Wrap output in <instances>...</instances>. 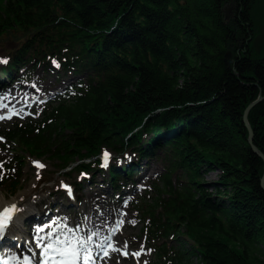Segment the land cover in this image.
Instances as JSON below:
<instances>
[{"label":"trees","instance_id":"16d2710c","mask_svg":"<svg viewBox=\"0 0 264 264\" xmlns=\"http://www.w3.org/2000/svg\"><path fill=\"white\" fill-rule=\"evenodd\" d=\"M260 3L0 0V41H17L0 72L9 79L21 67L47 72L55 61L79 76L36 118L9 122L0 134L71 171L99 170L105 151L149 159L162 151L156 195L135 204L157 263L264 264V160L243 121L264 96ZM248 119L264 153V100ZM139 165L109 167L111 187L135 183ZM213 171L218 179L206 181Z\"/></svg>","mask_w":264,"mask_h":264},{"label":"rangeland","instance_id":"374dc122","mask_svg":"<svg viewBox=\"0 0 264 264\" xmlns=\"http://www.w3.org/2000/svg\"><path fill=\"white\" fill-rule=\"evenodd\" d=\"M232 9L233 6L226 8L228 20L233 16ZM255 21V48L260 55H264L263 3H260L255 10ZM4 37L8 38L0 41V58H6L9 62V50L17 46V41L8 35ZM230 58L232 59V56ZM6 64L0 63V69ZM54 67L55 69L47 72H44L42 66L30 70H28L29 67H21L19 73H15L13 79L8 81L5 87H0V103L12 106V104H8L12 98L22 105L27 102L29 106H20L14 113L17 114L16 116H20L21 120L34 119L40 113L45 100L62 95L67 89L72 88V84L79 78L71 72L64 74L61 69L56 68V65ZM27 77L30 78L29 81L25 80ZM31 96L36 99L31 100ZM3 124L0 122V131H3ZM145 139L149 140L150 137L147 136ZM108 153L110 156L108 164L110 165L107 168H102L100 164L99 170L94 169L89 173H81L77 170L69 171V168L63 170L61 169L62 162L59 159H53L48 155L41 157L35 154L31 155L18 148L17 143H10L0 138V162H3L6 171V178L0 182V190L5 192L8 199L23 195V198L34 201V205L32 204L30 208L31 212L24 218L26 221L20 222L19 228H23L25 235L23 241L29 242L33 239L34 231L37 228L54 222L57 217L60 218L62 215L67 218L58 221L53 227L69 224L70 221L76 223V226L81 225L82 231L84 222L89 221L88 224L104 226L105 222L103 221L107 220L108 223H105V226L108 229L117 219H120L123 223L117 232L118 238L123 247H125V242L127 243L128 255H122L118 251L112 258L106 259L101 264H159L149 238L141 230L135 204H144L145 201H149L156 195L152 183L163 171L164 153L156 151L155 159L139 157V154L137 155L131 150L124 153L116 151H108ZM137 161H140L139 171L143 170V175L141 176L137 172L134 185L131 182L123 185L127 182L121 181L119 190H113L109 182V167L114 164L123 167L129 166ZM37 163L43 164L45 167L37 169L35 167ZM12 169L15 171H11ZM38 171L39 179H37ZM206 179L208 182L216 181L218 171L209 172ZM62 182L72 188V197H69L61 187ZM100 199L105 200L98 202L97 200ZM108 207H116L115 210L120 211L121 216L111 212ZM60 213L62 215H59ZM10 235L8 233L6 237H10ZM18 242L19 240L14 237V244L17 245ZM168 244L176 245V242L169 241ZM5 246V243L0 245L1 249L8 247ZM31 247L35 248L33 245ZM20 251L23 253L25 250L21 249ZM132 253H139V256H133ZM193 264L200 263L194 260Z\"/></svg>","mask_w":264,"mask_h":264},{"label":"snow or ice","instance_id":"6c2138e0","mask_svg":"<svg viewBox=\"0 0 264 264\" xmlns=\"http://www.w3.org/2000/svg\"><path fill=\"white\" fill-rule=\"evenodd\" d=\"M0 63L6 64V58H0ZM58 66V65H57ZM3 117H0L2 119ZM10 118V117H9ZM110 159L109 153H103L102 168L108 167ZM130 159V158H129ZM37 169H42L43 164H35ZM11 171H15L12 169ZM6 178V171L3 167V162H0V182ZM40 178L39 171L37 172V179ZM61 187L66 191L69 197L73 196L70 186L61 183ZM21 209L16 204H11L0 210V241L4 240L7 234L15 226L19 219L18 213ZM87 221V218H85ZM123 222H118L116 227L112 229L108 236L101 234L102 225L86 224L85 231H81V225L75 228L69 227L66 223L53 228L56 222L41 226L35 230L33 240L29 242L27 251L31 255L19 254L8 257L6 264H96L94 257V250L96 254L102 253L103 256H108L107 248H111V238L119 231ZM47 229V231H46ZM34 243L35 247L39 249V254L35 253L31 247ZM107 245V248L105 247ZM125 247L127 243L125 242ZM118 251V249H113ZM122 255L127 256L128 253L122 252ZM133 256H139V253H132ZM4 264V262H0Z\"/></svg>","mask_w":264,"mask_h":264},{"label":"bare ground","instance_id":"6f19581e","mask_svg":"<svg viewBox=\"0 0 264 264\" xmlns=\"http://www.w3.org/2000/svg\"><path fill=\"white\" fill-rule=\"evenodd\" d=\"M1 94V93H0ZM8 104H14V105H16L17 104V100L15 101L13 98L12 99H10L9 101H8ZM0 106H2V107H6V106H8V105H5V106H3L2 105V103H0ZM1 114H3V113H1ZM219 172V171H218ZM207 176V175H206ZM205 176V177H206ZM206 179V178H205ZM206 181H208L207 179H206ZM105 199H100V200H97L98 202L99 201H104ZM104 203V202H103ZM11 204H16L20 209H21V211L18 213V217H19V219L16 221V223H15V226L12 228V230L10 231V234H13V235H15V237H16V239H18L19 240V242H18V244L14 247V249L12 248L11 250H7V249H3V250H0V259H2V258H4L5 260H8V257H10L11 255H19L17 252H16V249H17V251L18 250H21V249H23V250H25V253H23V254H26V255H31V253H29L28 251H27V246H28V244H29V242H31L33 239H31L29 242H26V241H23L22 239H25V235H24V230H23V228L21 229V228H19L20 227V223L19 222H21L24 218H25V216L28 214V213H30L31 211H30V208H31V205L33 204L34 205V201L33 200H27V199H25V198H23V195L22 196H16V197H12V198H10V199H8L7 198V196H6V194H5V192L3 191V190H0V210H2L4 207H8V206H10ZM59 215H62V213H60ZM65 218H67V217H65V216H63L62 215V217H60V218H56L55 219V222L57 223L58 221H60V220H63V219H65ZM119 221H117L116 223H114V227H116V225H117V223H118ZM88 223H90L89 221H87V223L86 222H84L83 223V232L85 231V227H86V224H88ZM68 226L69 227H72L73 228V226H76V223H71L70 221H69V224H68ZM113 229V227H111V229L109 230V232H111V230ZM104 230H106V227L105 226H103L102 225V227H101V232L102 231H104ZM46 231H47V229H46ZM34 234H35V231H34ZM22 241V242H21ZM21 242V243H20ZM34 246L35 247V244L34 243H32L31 244V246ZM35 250V252L37 251V252H39V249H37L36 247L33 249V251ZM22 253V252H21ZM20 253V254H21Z\"/></svg>","mask_w":264,"mask_h":264},{"label":"water","instance_id":"95a60500","mask_svg":"<svg viewBox=\"0 0 264 264\" xmlns=\"http://www.w3.org/2000/svg\"><path fill=\"white\" fill-rule=\"evenodd\" d=\"M226 20L228 21V15L226 14ZM232 56L231 53H227V63L228 64H233L234 61L233 59H231L230 57ZM264 100V96H260L257 100H255L254 102H252L251 104H249L244 112V116H243V121H244V124L246 126V128L248 129V132H249V137H248V141L249 143L251 144L252 146V149L254 150L255 153H257L263 160H264V153L261 152L254 144H253V138H254V131H253V128L249 122V119H248V115L250 113V111L256 106L258 105L260 102H262ZM262 186L264 187V175L262 177Z\"/></svg>","mask_w":264,"mask_h":264}]
</instances>
